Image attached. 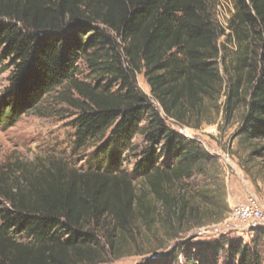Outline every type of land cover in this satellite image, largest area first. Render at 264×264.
<instances>
[{"label": "trees", "instance_id": "trees-1", "mask_svg": "<svg viewBox=\"0 0 264 264\" xmlns=\"http://www.w3.org/2000/svg\"><path fill=\"white\" fill-rule=\"evenodd\" d=\"M213 2L0 0V70L12 68L0 94V123L13 125L63 88L59 99L77 110L75 148L98 143L87 170L64 158L0 166V264L106 263L104 249L115 246L116 233L140 219L152 225L148 195L174 238L178 223L197 214L189 193L220 203L221 186L198 182L218 158L169 122L192 126L205 98L226 87V117L246 108L238 134L264 138V0H234L226 26ZM222 36L246 42L226 82ZM138 135L143 144L135 143ZM128 156L135 160L131 172L124 168ZM206 246L238 256L239 264H263L264 228L250 242L223 236Z\"/></svg>", "mask_w": 264, "mask_h": 264}, {"label": "rangeland", "instance_id": "rangeland-1", "mask_svg": "<svg viewBox=\"0 0 264 264\" xmlns=\"http://www.w3.org/2000/svg\"><path fill=\"white\" fill-rule=\"evenodd\" d=\"M234 0H214L213 10L217 20L226 26L235 11ZM221 53L219 68L225 82L228 71L233 72L245 52V43L222 36L219 40ZM12 68L0 70V94L10 85ZM88 71L81 62L79 78H87ZM140 87L151 94V88L143 73L137 74ZM65 88V87H64ZM63 88L48 94L41 103L26 111L13 125L0 123V166L20 159L26 162H48L64 158L70 165L87 170L94 165L93 153L98 143L76 149L73 124L76 108L59 99ZM226 87L216 97L204 100L201 116L190 118L192 126L181 127L169 122L188 138L201 141L207 150L218 158V165L209 174L198 177V182L212 183L222 189L218 205L209 202L194 191L189 193L195 213L178 223L177 237L168 234L161 215L162 210L148 195L155 207L150 227L142 219L134 228L115 236V246L106 245L102 264H239V257L224 251L213 253L206 243L221 237L250 242L255 230L264 228V138L247 140L238 131L246 108L241 107L231 117L225 114ZM201 123L199 127L196 124ZM136 144H143L138 135ZM134 158L128 156L124 165L132 171ZM138 192L141 189L137 180ZM193 190V189H192ZM256 203L263 215L243 220L235 216L242 205ZM161 210V211H160ZM106 244V243H105ZM104 244V245H105ZM103 245V246H104ZM264 264V262H263Z\"/></svg>", "mask_w": 264, "mask_h": 264}, {"label": "built area", "instance_id": "built-area-1", "mask_svg": "<svg viewBox=\"0 0 264 264\" xmlns=\"http://www.w3.org/2000/svg\"><path fill=\"white\" fill-rule=\"evenodd\" d=\"M235 216L243 220H249L251 218H259L263 215L261 208L256 203H250L249 205H242L235 210Z\"/></svg>", "mask_w": 264, "mask_h": 264}]
</instances>
